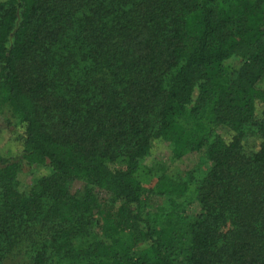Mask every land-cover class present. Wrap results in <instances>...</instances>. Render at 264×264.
Listing matches in <instances>:
<instances>
[{"label":"trees","instance_id":"1","mask_svg":"<svg viewBox=\"0 0 264 264\" xmlns=\"http://www.w3.org/2000/svg\"><path fill=\"white\" fill-rule=\"evenodd\" d=\"M263 73L264 0H0V264H264ZM154 147L201 166L143 190Z\"/></svg>","mask_w":264,"mask_h":264},{"label":"rangeland","instance_id":"2","mask_svg":"<svg viewBox=\"0 0 264 264\" xmlns=\"http://www.w3.org/2000/svg\"><path fill=\"white\" fill-rule=\"evenodd\" d=\"M254 1V0H250ZM242 60L238 57L232 56L227 60L221 63V68L218 72L214 74H210L209 78L219 84H226L229 82L235 75L238 67L240 66ZM255 89L264 90V73L258 79V81L254 85ZM259 109L256 110L258 112ZM182 124L186 125L187 120L183 119L181 121ZM20 126L18 123V118L13 117L9 114L7 105L0 98V146H9L12 149L16 150V141L15 134L19 132ZM151 158L155 164L153 169V174L151 177H148L144 180L142 184V189L146 190L147 188H151L154 184L155 177L157 174L164 173V175L175 178V179H187V175L189 172H192L195 175V170L201 166L200 158L198 155L190 154L183 156L177 160H174L168 153L161 147H154L151 150ZM115 166L118 169H123V161L121 159H117L115 161ZM32 173H27L26 176H18L20 180V184L22 187L26 186L28 179H31ZM142 203L146 204L144 207V211L152 214L155 212L157 206L162 205L163 200L160 199H151L147 197L146 200L144 198V192L141 193ZM183 213L185 215L184 221L186 224H190L194 221L196 215L199 212V205L193 199L192 196L186 198L185 203L183 204ZM156 230L163 229V225L161 223L156 224L154 227ZM167 233L172 232L169 229L165 230ZM98 229L95 226H91L89 228V233L87 235V240L91 241L98 236ZM188 244V237L183 241V247H186ZM173 264H184L182 260V256L175 254L172 258ZM6 264H22L17 258L13 259L10 263Z\"/></svg>","mask_w":264,"mask_h":264}]
</instances>
